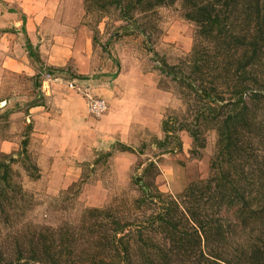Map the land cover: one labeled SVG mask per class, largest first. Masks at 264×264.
Returning a JSON list of instances; mask_svg holds the SVG:
<instances>
[{
    "label": "rangeland",
    "instance_id": "1",
    "mask_svg": "<svg viewBox=\"0 0 264 264\" xmlns=\"http://www.w3.org/2000/svg\"><path fill=\"white\" fill-rule=\"evenodd\" d=\"M97 1L77 0V6H71L69 0L68 7H46L44 21H34V41H75L74 50L80 54L50 76L54 82H45L47 72L40 74V95L34 85L40 64L30 58V72L9 67L8 59L19 60L26 47L21 48L27 41L23 26L17 31L12 21L0 28V164L5 165L0 168V264L18 250L21 240L28 247L33 233L46 229L62 228L60 237L74 232L78 253L88 237L111 233L119 220L120 225L151 230L154 213L162 207L158 193L175 198L192 183L209 179L219 136L193 89L201 83L215 86L228 100L235 86L244 83L249 88L244 95L249 119L264 123V100H253L254 94H264V29H257L263 48L252 67L235 76L243 49H229L223 40L201 36L199 26L185 18L181 2L124 20L120 9L101 8ZM4 13L17 15V23L23 21L16 5L0 2V15ZM230 23H235L233 32L247 34L242 19L232 17ZM254 30L255 21L252 35ZM198 60L202 69L194 75ZM164 62L175 66L186 83L167 76ZM34 70L35 76H30ZM90 97L105 101L103 114L90 113ZM249 124L241 137L247 149L252 146ZM191 130L197 132L196 139ZM243 158L241 166L234 165L237 171L245 166L242 188L250 192L252 185L264 187L263 172L255 171L252 177V170L264 171V165ZM7 170L8 182L2 179ZM145 191L150 197H144ZM93 209L107 211L88 212ZM224 215L227 225L234 223ZM237 225L233 239L209 242L205 252H218L237 263V249L260 240L259 226ZM93 245L97 251L106 246L105 241Z\"/></svg>",
    "mask_w": 264,
    "mask_h": 264
},
{
    "label": "trees",
    "instance_id": "2",
    "mask_svg": "<svg viewBox=\"0 0 264 264\" xmlns=\"http://www.w3.org/2000/svg\"><path fill=\"white\" fill-rule=\"evenodd\" d=\"M264 0H98L101 8L116 7L120 9L124 20H130L134 13L147 12L158 6H172L181 2L184 16L187 20L196 23L200 28V35L206 38L214 37L216 41L227 43V48L232 46L243 49L241 64L235 76L247 72L252 67V61L263 48L259 41L261 29H264ZM238 16V17H235ZM236 21L243 20L247 24V34L237 32L231 28L234 25L231 18ZM255 21V34L252 35V22ZM258 30L259 34H258ZM263 32V31H262ZM24 33L25 29H24ZM229 39L230 41H226ZM251 39V41H246ZM28 55L38 64H42L39 53L27 40ZM199 50L197 51V54ZM202 65V64H201ZM198 60L194 64L192 74L202 69ZM163 72L173 80L186 83L185 77L176 73V67L163 63ZM46 70V71H45ZM45 71L49 76L59 69H44L41 67L34 79L36 89L41 91V73ZM225 71H228L225 67ZM230 72V70L228 71ZM80 80L85 78L79 77ZM192 87V83H188ZM239 87H242L238 89ZM196 95L206 104L208 115L212 117L219 141L218 152L212 163L213 173L207 180L194 182L178 197H165L158 193L161 203L159 212L150 222L151 230L147 227H134L130 223L120 225L121 220L115 222L118 227L113 231L105 230L107 235L98 234L97 239L88 237L82 253H78L80 246L78 239L72 232L69 236H59L63 230L46 229V232H34L28 247L24 241L18 243V250L12 252L4 264H264V187L258 189L252 185V190L242 188V179H247L245 166L241 171L234 170L235 164L243 163V156L252 157V164L264 165V123H258L255 117L249 119V105L244 99L248 87L245 84L235 86L232 99H225L220 95L215 86L208 87L201 83L193 88ZM256 102L264 100V94L253 95ZM32 106L39 107L37 103ZM252 123L249 137L252 146L244 147L242 130ZM164 123V132L169 138L170 131ZM183 130V129H182ZM186 130V129H185ZM187 131V130H186ZM196 139L197 132L189 131ZM242 137V139H241ZM28 142L24 141L27 146ZM251 144V143H250ZM257 145V146H256ZM123 146V145H122ZM252 148V151L251 149ZM130 148H125L128 151ZM5 166L0 164V168ZM226 166V167H225ZM262 169L252 170V177ZM9 171L2 177L8 182ZM244 179V180H245ZM1 186V184H0ZM1 192V191H0ZM144 197H150L148 191ZM0 208L3 202L0 199ZM104 214L107 210L93 209L88 212ZM227 219L234 220L233 224H226ZM178 215V216H177ZM225 217V218H224ZM238 222L244 226L252 224L259 226V242L252 246H241L237 251L238 262L227 261L223 254L218 252L207 254L205 245L208 243L228 242L237 233ZM107 224H111V221ZM104 227L107 226L104 224ZM146 229V230H145ZM120 234H124L119 237ZM164 236L163 239L157 235ZM61 235V234H60ZM62 238V239H59ZM105 241V247L97 251L93 243ZM22 242V243H21ZM93 242V243H92ZM250 244V243H249ZM96 249V250H95ZM95 253V254H92ZM80 255V256H79ZM245 258L244 263H241ZM3 264V263H1Z\"/></svg>",
    "mask_w": 264,
    "mask_h": 264
},
{
    "label": "crops",
    "instance_id": "3",
    "mask_svg": "<svg viewBox=\"0 0 264 264\" xmlns=\"http://www.w3.org/2000/svg\"><path fill=\"white\" fill-rule=\"evenodd\" d=\"M68 1L69 0H0V2L4 5H16L17 9L20 10V14L22 13L21 19L23 20L22 22L17 23L19 20L17 15L4 13V15H0V28H4L9 24H12V21L14 22L13 26H15L14 28H16L17 31L21 30L20 26H23L21 31L24 32L25 29L27 40H30L29 42L33 45L34 49H39V52L35 51L39 53L42 61L41 66L44 69H61L67 66L75 56H80L79 52L74 50L75 41H34L32 28L34 27V21H44V8H58L60 3L63 8L68 7L70 5ZM77 4V0H72L71 6H77ZM26 19H28L27 22L25 21ZM27 42L28 41H22L21 48H24ZM25 48L23 49L22 56L19 60L11 57L8 59L9 67L16 72H30L31 70L29 66L31 65V59L28 55L27 49ZM35 74L36 71L34 70V73L29 75L35 76ZM53 80L54 78H47V81L45 80V82H54Z\"/></svg>",
    "mask_w": 264,
    "mask_h": 264
},
{
    "label": "built area",
    "instance_id": "4",
    "mask_svg": "<svg viewBox=\"0 0 264 264\" xmlns=\"http://www.w3.org/2000/svg\"><path fill=\"white\" fill-rule=\"evenodd\" d=\"M50 78L49 75H47ZM106 103L100 99H93L92 97L89 98V110L93 115H101L106 111Z\"/></svg>",
    "mask_w": 264,
    "mask_h": 264
}]
</instances>
